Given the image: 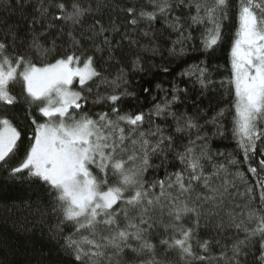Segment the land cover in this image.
<instances>
[{
    "label": "snow or ice",
    "instance_id": "obj_1",
    "mask_svg": "<svg viewBox=\"0 0 264 264\" xmlns=\"http://www.w3.org/2000/svg\"><path fill=\"white\" fill-rule=\"evenodd\" d=\"M23 6V0H16L13 5L17 8ZM57 7L61 14L55 19L70 21L74 26L80 24L89 11L79 3H73L71 11L64 3ZM182 8L189 12L195 9L189 17L191 25H206L201 34L205 49L218 44L224 22L233 14L238 21L230 49L229 83L235 89L232 135L245 162L249 163L248 171L259 179V172H264V148L257 147V141L264 142V127L258 126L264 120V0H235L234 4L230 0H153L154 10L141 11L139 17L151 22L158 15L164 16L166 26L179 33L173 44L182 46L192 38L190 33L184 34L183 17L172 15ZM38 11L44 16L48 9L41 4ZM127 12L135 15L132 8ZM36 22L34 18L32 23ZM137 22V19L129 21L132 25ZM5 25V35L0 39V101L13 104L16 97L11 94L10 86L21 80L30 104L39 105L38 112L45 118L42 123L32 120L35 129L30 136V146L23 159L10 169L9 175L17 176L27 171L30 177L38 178L49 187L54 194V211L62 213L65 221L75 224L74 235L79 238H65L66 247L73 252L75 260L79 264H122L121 258L130 251L137 256L139 264H164L157 259L156 245L149 235L158 225L164 224V231L170 234L160 241L161 246L177 252L185 264L204 261L206 257L197 256L191 243L195 229L184 227L183 220L192 215L198 227L202 216L210 219L218 215L214 210L222 206L230 182L213 187L211 181L226 171V165L213 164L214 171L205 174V161L210 163L214 157L204 149L197 154L193 145L207 139L206 136L189 140L180 151L176 148L174 135L165 134L168 129L156 125L154 129L141 130L146 115L149 118L171 117L176 122V133L190 132L193 128L199 130L194 117L178 116L169 111L171 103L177 99L178 89L173 87L172 101L165 99L155 104L149 114H122L118 107H112L111 112L97 113L93 118L82 111L81 101L86 100L82 92L94 78L100 79L101 74L95 67L94 56L85 58L84 53L77 54L79 42L73 33H68L73 42L72 50L51 63L40 60L42 66H38V62L16 51L17 41L21 39L19 31L7 21ZM96 25H99V31L95 35H104L106 29L100 21L97 20ZM28 35L31 36L27 42L29 50L35 49L42 57L55 51V40L53 47L48 48L42 43L43 34L31 32ZM104 44L111 47L107 36ZM9 47L14 50L11 54H7ZM97 50H100L99 46ZM138 63L139 58L133 66ZM196 71L199 72L198 82L207 86L210 81H207L206 68L192 65L181 75L192 76ZM74 80H78L79 91L74 90ZM121 80L120 76L111 81L101 79V84L110 87L113 94L100 96L95 103L117 104L124 95L119 93ZM20 136L8 118L0 117V163L7 164L18 150ZM173 153L181 165L178 170L169 173L165 168L162 179H145L146 172L153 167L151 161L154 157H161L163 164ZM257 153L260 157L258 166H251ZM228 163L235 164L236 160ZM237 175L243 176L242 173ZM200 184L208 194L197 193ZM260 187L264 188V181ZM261 199L264 200V195ZM118 204L123 207H114ZM250 223H255V227H248ZM229 224L243 229L245 238L230 245L231 257L227 256L226 248L220 258L226 259L228 264H241V257L247 256L250 241L258 236L260 254L253 264H264V210L250 209L247 221L241 219L239 222L229 213ZM218 227L223 228L224 222L221 221ZM199 247L206 252L208 241H203ZM145 256L146 259H140Z\"/></svg>",
    "mask_w": 264,
    "mask_h": 264
},
{
    "label": "trees",
    "instance_id": "obj_2",
    "mask_svg": "<svg viewBox=\"0 0 264 264\" xmlns=\"http://www.w3.org/2000/svg\"><path fill=\"white\" fill-rule=\"evenodd\" d=\"M15 2L0 0V39L5 35V21L14 25L21 38L17 41V52L38 62V66H42L40 60L54 62L60 55L72 50V38L68 35L71 31L79 42L77 54L84 53L85 58L94 56L95 67L101 78H94L88 83L82 92L86 100L81 101L82 111L91 114L93 118H96L97 113L111 112L112 107H118L122 114H149L155 104L165 99L172 101V89H178L177 99L171 103L169 111L178 116L194 117L200 126L199 130L193 128L190 132L176 133V122L171 117L149 118L147 115L141 130L154 129L156 125L168 129L165 134L174 135L176 148L180 151L184 145H188L189 140L196 141L197 136H206L207 139L196 141L193 145L197 154L204 149L214 157L210 163L205 161V174L214 171L213 164L226 165V171L211 181L213 187H220L225 181L230 182L222 206L214 210L218 215L210 219L202 216L198 227L194 223L195 217L188 215L183 225L195 229L191 241L193 249L197 256L206 257L204 261H194L193 264H228L226 259L220 258V253L227 248V256L231 257L230 245L237 239L245 238L243 229L229 224V213L235 215L239 222L241 219L247 221L250 209L264 210V200L261 199L264 188L260 187L261 181H264V172H259L258 179L256 174L248 171L249 163L245 162L244 154L238 149L232 135L235 89L229 81L230 49L238 27L235 15L224 22L222 38L218 44L212 49H205L201 34L206 25H191L189 19L194 8L191 12L182 8L172 13L183 17L184 34L190 33L192 37L181 46L173 44L179 33L166 26L164 16L158 15L151 22L140 19L141 11L154 10L153 0H23V8L13 7ZM59 3H64L68 11L72 10L73 3H79L89 11L82 17L81 23L74 26L70 21L55 19L61 14L57 7ZM230 3L234 4L235 0H230ZM41 4L48 9L44 16L38 11ZM129 8L135 10V15L127 12ZM34 18L37 21L35 24L32 23ZM132 19H137L136 25L129 23ZM97 20L106 29L104 35H95L99 31ZM31 32L43 34L42 43L48 48L53 47L52 42L55 40V51L42 57L35 49L29 50L27 42ZM145 32L149 35L145 36ZM105 36L111 47L104 44ZM13 51L9 47L7 54ZM137 58L139 63L134 67L133 62ZM192 65L207 69V81H210L207 86L198 82V71L192 76L181 75ZM118 76L122 77L119 93H124L120 101L115 105L104 101L95 103L100 96L113 94L110 87L101 84V79L111 81ZM97 85H100L99 88ZM75 89L79 91L80 85L75 84ZM10 92L16 100L11 105L0 101V117L8 118L21 136L17 142L18 150L12 158L7 164L0 163V264H79L65 244L66 237L79 238L74 235L75 224L65 221L62 213L54 211V194L49 187L38 178L30 177L27 171L17 176L9 175L10 169L23 159L30 146V136L35 129L32 120L42 123L45 119L38 112L39 105L30 104L21 80L11 84ZM222 110L223 115H220ZM258 126L264 127V120ZM257 147L264 148V142L257 141ZM216 153L223 155L217 156ZM174 157L175 153L169 155L163 164L161 157H154L151 161L153 167L146 172L145 179H162L165 168L169 173L178 170L181 165ZM259 158L257 153L251 160V166H258ZM233 159L236 163L229 164L228 161ZM196 191L208 194L203 184L197 186ZM156 192H159V188ZM221 221L224 222L223 228L218 227ZM120 223H124L122 216ZM248 227H255V223L248 224ZM169 234L164 231V224L158 225L149 234L151 242L156 245L157 259L164 264H185L177 252L166 250L160 245V241ZM205 240L208 241L206 252L199 247ZM246 252L247 256L241 257V264H253L260 254V237L250 241ZM121 259L122 264H139L137 256L130 251H126Z\"/></svg>",
    "mask_w": 264,
    "mask_h": 264
},
{
    "label": "rangeland",
    "instance_id": "obj_3",
    "mask_svg": "<svg viewBox=\"0 0 264 264\" xmlns=\"http://www.w3.org/2000/svg\"><path fill=\"white\" fill-rule=\"evenodd\" d=\"M74 84H78L79 85L78 80H74ZM74 90H76V89H74Z\"/></svg>",
    "mask_w": 264,
    "mask_h": 264
}]
</instances>
